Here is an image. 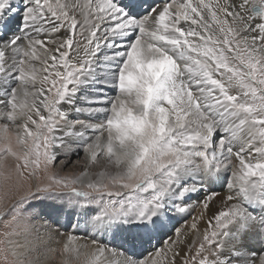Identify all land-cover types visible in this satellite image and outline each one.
Wrapping results in <instances>:
<instances>
[{
	"label": "snow or ice",
	"instance_id": "snow-or-ice-1",
	"mask_svg": "<svg viewBox=\"0 0 264 264\" xmlns=\"http://www.w3.org/2000/svg\"><path fill=\"white\" fill-rule=\"evenodd\" d=\"M19 123L0 264H264V0H0Z\"/></svg>",
	"mask_w": 264,
	"mask_h": 264
},
{
	"label": "rangeland",
	"instance_id": "rangeland-1",
	"mask_svg": "<svg viewBox=\"0 0 264 264\" xmlns=\"http://www.w3.org/2000/svg\"><path fill=\"white\" fill-rule=\"evenodd\" d=\"M3 127H10L13 126L15 128V126L20 127V124H15V125H0ZM3 140V145H0V167H12L11 166V162L8 161V158L10 159L11 157L13 158L14 156L17 157V162L15 163V165H18L21 163L23 155H24V150L27 147V145H24L20 150V152L18 151V147H17V140H15L13 138V136L9 133H6L4 138L0 139V141ZM24 147V149H23ZM7 149V154H3L4 150ZM18 153V154H17ZM84 161V165L86 164V157L81 159V161ZM79 161V160H78ZM3 166V167H2ZM11 170V169H10ZM12 173L14 174L15 177H19V175L21 177H23V175L25 176L24 179L22 180L24 185H14L11 186V182L5 180L4 181V175L1 174L0 175V212H3L4 210H6L7 208H9L13 203L16 202V200H18L21 196L25 195L26 193H28L29 191L32 190V188L34 186H36L37 184H44L47 183V177L51 175L52 171H55L54 169H49L47 173L41 172L40 175L36 178L33 179L29 174H28V170L27 169H19L18 170H13L12 169ZM22 171V172H21ZM1 172V171H0ZM2 177V178H1ZM16 180H20V179H16ZM134 182V181H132ZM13 185V184H12ZM198 210V209H197ZM196 210V212H197ZM193 215H196V213H193ZM191 222V220H189L187 223ZM183 224L177 225V227L182 228ZM156 237L159 238V242H162V240L164 239V234L163 231L158 233ZM105 239V238H104ZM106 241H110L111 243L114 244H121L123 241L118 239L117 241L115 240H108L105 239ZM154 240V238L152 239ZM146 247L145 244L140 247L143 248ZM59 255H54L53 259H51L50 261H48V264H62V258L60 259ZM72 264H77V261H72Z\"/></svg>",
	"mask_w": 264,
	"mask_h": 264
},
{
	"label": "bare ground",
	"instance_id": "bare-ground-1",
	"mask_svg": "<svg viewBox=\"0 0 264 264\" xmlns=\"http://www.w3.org/2000/svg\"><path fill=\"white\" fill-rule=\"evenodd\" d=\"M19 118V117H18ZM20 124V127H17V126H15V128L13 127V126H8V127H3V126H0V139H2V138H4V136H5V134L6 133H9V134H11L12 136H13V138L15 139V140H17V149H18V151L20 152V150H21V148H22V146H23V143H22V137H23V123H19ZM4 143H3V140L2 141H0V145H3ZM24 145H26V144H24ZM23 149H24V147H23ZM18 154V153H17ZM8 161H10L11 162V166L12 167H9V168H7L6 166L5 167H3V168H1L0 167V175L1 174H3L4 175V181L5 180H7V181H10L12 184H11V186H14V185H24V183H23V179H24V175H23V177H21L20 175H19V177H15L14 176V174L12 173L13 171H12V169L13 170H18V167H17V165H15V163L17 162V157H11L10 159L8 158ZM1 162V161H0ZM84 161L82 160H79V161H76L74 164H73V166H72V169H70L69 171H72V170H78L81 166H83L84 165V163H83ZM86 163H87V157H86ZM0 165H1V163H0ZM11 169V170H10ZM22 172V171H21ZM7 177V178H6ZM2 178V177H1ZM20 179V180H16V179ZM22 179V180H21ZM0 181H1V179H0ZM199 211V209L197 210V212ZM195 213V212H194ZM192 222V221H191ZM191 222H189V223H187V224H189V225H191ZM181 231L182 232H184L186 235H190V236H197V234H195V233H191V231H190V228L189 229H185V227H184V225H182V228H181ZM157 236V235H156ZM105 239H108V240H112L113 238L111 237V236H107V237H105ZM118 239H120V238H116L115 239V241H117ZM197 239H198V236H197ZM121 240V239H120ZM160 240H159V238H157V240H156V237L154 238V240H151V242L150 243H145V246L146 247H143V248H138V253H143L144 251H146V250H151L153 247H157V246H159V244L161 243V242H159ZM107 242H110V241H107ZM111 243V242H110ZM123 243V242H122ZM121 243V244H122ZM150 255H152L151 254V252H150ZM60 259H61V256H60ZM59 259V260H60ZM148 259V257H146V260ZM149 264H153V262L152 261H150L149 262Z\"/></svg>",
	"mask_w": 264,
	"mask_h": 264
}]
</instances>
